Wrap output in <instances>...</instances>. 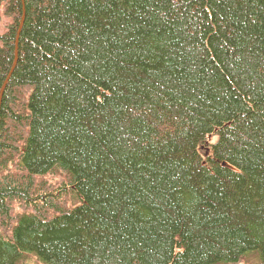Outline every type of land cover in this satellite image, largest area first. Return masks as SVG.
Listing matches in <instances>:
<instances>
[{
	"label": "trees",
	"instance_id": "1",
	"mask_svg": "<svg viewBox=\"0 0 264 264\" xmlns=\"http://www.w3.org/2000/svg\"><path fill=\"white\" fill-rule=\"evenodd\" d=\"M2 8L0 264H264V0Z\"/></svg>",
	"mask_w": 264,
	"mask_h": 264
},
{
	"label": "rangeland",
	"instance_id": "2",
	"mask_svg": "<svg viewBox=\"0 0 264 264\" xmlns=\"http://www.w3.org/2000/svg\"><path fill=\"white\" fill-rule=\"evenodd\" d=\"M13 22V18L7 14V11L5 8H2L0 10V35L6 33L8 31V28L9 26L12 24ZM2 45V42L0 41V46ZM22 145L19 146V148L21 147ZM19 158L18 157H15V153H12L6 157L3 158V162L6 163L7 165H13L15 166V164L18 162ZM46 176L44 177V179L50 183L53 184V186L55 185L56 181L53 179V176L52 175H48V174H45ZM68 193H67V197L66 198V203L62 202V197L59 196V192H58V196H59V199L57 201V204H54V210H65V209H68V208H71L73 207L72 205H74V203L76 202L73 197H71L72 193H71V188L68 187ZM36 197L35 194H33L32 197H30V199H34ZM49 214L51 212V208L48 209L47 211ZM31 263V262H30Z\"/></svg>",
	"mask_w": 264,
	"mask_h": 264
},
{
	"label": "bare ground",
	"instance_id": "3",
	"mask_svg": "<svg viewBox=\"0 0 264 264\" xmlns=\"http://www.w3.org/2000/svg\"><path fill=\"white\" fill-rule=\"evenodd\" d=\"M202 148H204V147H202ZM208 150V149H207ZM208 152V151H207Z\"/></svg>",
	"mask_w": 264,
	"mask_h": 264
}]
</instances>
